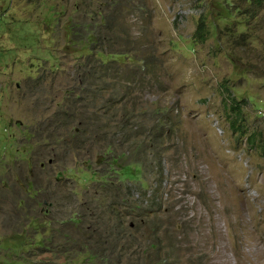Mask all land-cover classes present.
<instances>
[{
  "label": "rangeland",
  "instance_id": "obj_1",
  "mask_svg": "<svg viewBox=\"0 0 264 264\" xmlns=\"http://www.w3.org/2000/svg\"><path fill=\"white\" fill-rule=\"evenodd\" d=\"M199 18L203 42L193 36ZM85 22L98 24L105 50L126 46L148 61L130 88L109 83L95 103L113 91L135 100L139 137L164 151L160 211L126 216L127 234L98 248L112 246L118 264H264V4L247 0H0V264L109 263L77 242L89 222L106 229L105 207L127 192V183L99 187L86 159L100 143L72 135L94 89L70 47ZM114 65L123 82L135 63ZM223 86L241 100L243 135L230 128ZM147 162L128 185L140 206L156 185Z\"/></svg>",
  "mask_w": 264,
  "mask_h": 264
},
{
  "label": "trees",
  "instance_id": "obj_2",
  "mask_svg": "<svg viewBox=\"0 0 264 264\" xmlns=\"http://www.w3.org/2000/svg\"><path fill=\"white\" fill-rule=\"evenodd\" d=\"M247 1L251 4V7L256 8L259 6L261 8L262 4H264V0ZM222 9L224 11L223 15H230L229 8L222 5ZM251 15L252 17L256 15L254 9ZM100 22L102 23L103 20ZM97 25V23L90 24L85 22L84 26L87 28L84 27L86 30L84 37L75 40V42L73 41L74 43L70 45V47L75 46V50L73 51L78 53L79 56L77 58V66L80 71L78 70L77 76L85 83V89L89 90V88H94L92 96H90L91 100L84 101L87 102L86 104L88 107L86 111L88 113L84 119L80 120V126L75 128L72 135L75 136L74 138L77 141H79L80 136L84 134L88 135L87 139L90 141L88 147L90 146V149L93 148L96 143H100V151L95 153L87 152L93 155V157L88 156L86 159V161H90L91 158L93 159L94 165L91 173L94 181L99 184V187L109 188L110 186H116L118 188L121 186L120 183H127V186L121 187L124 189L127 188L128 192L130 188H128V185L133 184V181H138L141 175L147 174L145 173L147 168L143 171V167L147 166V160L149 159L152 162L150 175L155 177L152 182L156 184L155 187L152 188L150 202L142 206H140L141 201L135 199L129 192L127 193L124 191L121 196L120 194L113 196L114 200L111 201L110 205L105 207V211H108L109 215H113L107 218L106 221L108 225L106 229H100L98 218L96 222L93 221L92 224L89 222V229L87 228L88 230L83 233V235L88 234L86 238L87 241L77 240L78 244L85 247L84 253L87 255L86 258L91 259L95 257L103 262L109 260L107 264H118L120 259L118 256H114L115 249L112 246L109 251L105 248H98L97 243L101 241L105 244L106 239H109L110 236L115 233L123 232L127 234L128 230L124 229L125 221L123 220L126 216H130L134 220L138 218V221H140L146 219L149 214L160 211L159 207L161 204L159 205L158 203L155 205V198L157 197L159 184L163 183L164 151L162 148H159L155 142L152 141L149 143L146 141L145 137H139V132L136 130L137 124H134V117L138 109H140V114H142L144 108H138L135 100L130 103V100H125L126 96L119 94L117 91H113L102 100L103 102L101 105L97 106L95 103L97 99L96 96L99 95V93L103 94L109 83H121L124 87L130 88L132 84L130 75L135 76L137 71L145 69L148 64L146 59L136 57L135 52L132 54L134 50L126 46H121L113 50H105L102 45L105 40H100L95 31V26ZM68 29H70L69 26ZM206 32H208L206 23L203 18H199L193 34L194 40L203 42ZM117 44L118 42L115 40V43L111 44V47ZM116 62H124V64L135 63L133 68L124 77L123 82L117 78V75L109 72V70H113V72L117 71V67L114 65ZM149 73L150 71L148 74ZM222 91L226 95V99L230 100L229 103L225 102L230 128L233 131H239V134H245L242 123L243 117L241 115V100H237L232 96L228 86H223ZM242 103H245V100H242ZM89 127L92 128L90 133L88 131ZM124 144H128L130 152L127 151L128 153H126V151L122 149L124 148ZM142 155H147V157H142ZM154 166L156 167L155 169ZM141 187L144 186L142 185ZM119 196L120 200L117 203L116 201H118L117 198ZM93 215L94 214H89L90 217H94ZM112 221H114V223H112ZM77 222H83V220L77 218ZM150 228L152 232H149V234H156L157 228ZM42 239L43 238L40 239L38 245L43 244ZM92 239L95 240L96 243L89 247ZM117 245L118 241L115 242V246ZM149 245L156 253L161 250L155 242H150ZM79 252H81V250ZM156 258V263L159 264L162 257L157 256Z\"/></svg>",
  "mask_w": 264,
  "mask_h": 264
}]
</instances>
